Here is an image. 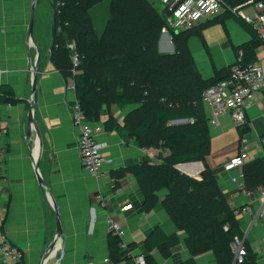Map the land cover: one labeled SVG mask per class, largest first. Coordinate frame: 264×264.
Listing matches in <instances>:
<instances>
[{"label":"crops","instance_id":"crops-1","mask_svg":"<svg viewBox=\"0 0 264 264\" xmlns=\"http://www.w3.org/2000/svg\"><path fill=\"white\" fill-rule=\"evenodd\" d=\"M151 1L156 7L162 2ZM40 2L49 10L43 16L39 11ZM32 9L33 0H0V63L4 69L2 83L10 84L16 96L24 99V102L5 104L0 108V127L7 129V133L1 137L7 154L2 162L4 177L0 186V211L4 215L3 229L8 238L24 250L25 264H43V261L44 264H130L114 261L110 257L108 217L125 231L123 241L126 245L136 244L134 254L151 253L160 264H217L212 251L192 258L185 239L186 231L178 227L163 204L167 189L158 191V200L151 209L145 208L144 191L133 167L144 161L159 163L160 151L164 149H144L137 137L105 129L97 137L107 159L101 174L93 176L84 168L78 150L80 124L75 120L79 107L76 93L67 89L70 81L67 82L50 56L55 19L52 0L36 2V43L29 33ZM49 15L51 21L48 23ZM226 18L214 23L209 22L212 19L202 20L194 28L198 32L191 36L195 35L200 46L209 53L214 48L229 51L232 60L228 64L222 67L213 65V71L203 72L190 47L191 36L188 39L195 67L206 79L214 78L217 73L223 74L222 70L237 61L236 47L253 38L243 26L240 25L246 33L230 25ZM37 47L41 50V59L37 66L34 116L41 132V149L37 131L30 129L28 118L32 99L31 67L37 59ZM158 47L161 52H174L172 36L162 32ZM259 47L256 50L257 59L264 66ZM134 107L126 106V113ZM117 109L118 105L115 104L108 107L104 105L100 121L103 123L105 118L113 114L123 123L125 114L118 113ZM202 109L208 120L211 140V151L206 163L214 170L228 197L231 210L240 211L232 217V222L240 230V237H244L245 244L256 255L257 264H264V220L257 215L262 203L261 194L256 190L254 200L250 201L231 181L232 172L219 169L224 162L240 153L243 139L247 140L248 145L246 163L264 156V91L247 108L243 131L229 113L223 114L217 125L213 124L212 107L204 97ZM38 154V171L46 183L45 188L37 177L35 165ZM195 162L176 168L187 175L200 177L205 164L201 160ZM54 204L59 213L62 232L55 249L45 257L57 234ZM246 204H250V210H243ZM157 226H161L168 234L177 232L180 242L168 250L163 245L150 246L148 236ZM106 258L110 260L106 261Z\"/></svg>","mask_w":264,"mask_h":264},{"label":"trees","instance_id":"trees-1","mask_svg":"<svg viewBox=\"0 0 264 264\" xmlns=\"http://www.w3.org/2000/svg\"><path fill=\"white\" fill-rule=\"evenodd\" d=\"M102 1L52 0L55 19L50 56L67 82L75 84L83 118L90 122L101 120L104 105L135 106L123 123L110 114L103 125L106 130L137 137L144 147H163L170 151L167 156L160 151L161 161L157 164L144 161L133 167L144 191L145 208L151 209L158 200V191L165 188L163 204L178 227L186 231L192 258L212 251L217 264H257L256 255L247 244L246 261L234 263L232 243L235 237H240L239 228L232 222L235 211L231 210L214 170L206 163L211 140L202 109L204 91L224 78L231 65L221 75L204 78L196 69L188 46L189 37L198 32L194 28H169L175 50L161 52L158 43L168 11L159 9L151 0H110L105 27L98 33L90 10ZM230 16L253 36L251 41L236 47L238 55L242 51L245 62L257 59L256 50L264 41L239 11L226 10L209 22ZM71 42L82 61L76 70L72 68ZM21 102L24 99L16 96L10 84L0 83V103ZM185 119L188 121L168 125ZM195 160L205 164L200 177L176 168L178 163ZM244 171L248 188L264 189V156L245 163ZM3 223L4 220L2 226ZM122 241L119 234L109 230L110 257L131 264L137 256L133 253L136 244L122 246ZM179 242L177 232L168 234L161 226L148 236L150 246L163 245L167 250ZM144 257L147 264H160L151 253Z\"/></svg>","mask_w":264,"mask_h":264},{"label":"built area","instance_id":"built-area-1","mask_svg":"<svg viewBox=\"0 0 264 264\" xmlns=\"http://www.w3.org/2000/svg\"><path fill=\"white\" fill-rule=\"evenodd\" d=\"M168 11L166 25L163 31L166 33L170 29L186 30L195 28L202 20L213 19L226 10L239 11L241 16L251 23L256 29L259 37L264 41V0H242L232 3L229 0H162ZM251 6L254 9L253 15H247L243 8ZM71 59L73 70L81 65V56L75 50V44L71 42ZM4 69L0 63V83ZM68 90L75 91V84L71 81L67 84ZM264 91V66L258 59L245 62L243 52L240 51L237 61L228 69L227 75L219 81L211 84L204 91L203 97L209 101L212 107L211 122L215 125L219 123V118L229 113L234 123L243 128L247 121V108L255 103L257 98ZM5 105L0 103V108ZM11 105V104H8ZM75 120L80 124L78 137V150L84 168L93 176H99L106 163V156L102 152V144L98 140V135L105 131L103 123L99 121L90 122L83 118L80 107H78ZM7 133V129L0 127V186L3 182L4 172L2 162L6 158L7 148L2 143L1 137ZM247 140L243 139L240 153L224 162L219 169L231 173V181L236 188L243 193L250 201L254 200L255 191L248 188L244 165L246 163ZM146 149V147H144ZM164 156L170 154L168 149L162 151ZM234 171V172H233ZM262 198V203L257 215L264 220V189H257ZM243 210H250V204H246ZM235 212H240L236 210ZM4 215L0 211V264H25V253L22 248L11 242L2 226ZM109 230H113L123 238L125 231L119 227L110 217H108ZM234 263H243L247 259L248 251L244 237H235L233 241ZM122 246L126 243L122 241ZM106 258V261H109ZM131 264H147L144 255H137Z\"/></svg>","mask_w":264,"mask_h":264},{"label":"rangeland","instance_id":"rangeland-1","mask_svg":"<svg viewBox=\"0 0 264 264\" xmlns=\"http://www.w3.org/2000/svg\"><path fill=\"white\" fill-rule=\"evenodd\" d=\"M109 4H110V0H104L100 2L97 6L94 5L95 7L90 12L94 20L93 22L94 26L96 27V30L98 33H102L105 27L107 18L109 16ZM39 5H40L39 11L42 16L44 12H49L48 8L44 5L43 2H40ZM158 8L163 10L165 8V5L162 2H160ZM242 10L245 14L251 15V16L253 15V12H254L253 7L251 6H247L243 8ZM226 19L228 20L227 22L230 25H234V27H236L238 30L242 31L243 33H246L244 32L243 28L240 26V24L234 17H228ZM50 21H51V15H49V19H47L48 23ZM190 47H192L193 49L192 51H194L193 54L196 58V61L199 64V66L202 67L203 72L204 71L211 72L213 71V65L217 67H222L228 64L230 60H232V55L229 51H221L219 49L215 50L214 48L213 51H210L209 53L207 50H205L204 48L200 46L199 41L195 35L190 37ZM259 55L261 58L264 57V46L259 47ZM116 111L118 113H122V114L124 113L125 117L128 114L126 113L127 111L126 107L118 106V109ZM183 122H186V121L180 120V121H175V122H169L168 125H174V124L183 123ZM159 148H163V147H159Z\"/></svg>","mask_w":264,"mask_h":264},{"label":"water","instance_id":"water-1","mask_svg":"<svg viewBox=\"0 0 264 264\" xmlns=\"http://www.w3.org/2000/svg\"><path fill=\"white\" fill-rule=\"evenodd\" d=\"M36 2H37V0H33V9H32L31 21H30V28H29L30 37H31V39H32V41L34 43H36L35 38H34V18H35ZM168 34H170V33H168ZM37 52H38V55H37V59H36L35 65L31 67L32 71H33L32 99L30 101V108H29V111H28V118H29V123H30V129L32 128V129H35L37 131V134H38L39 139H40L39 149H41L42 145H43L42 144V138H41V132H40V129H39L38 125H37V122H36V119H35V116H34V103H35V97H36V95H35L36 94V85H37V81H38L37 66L39 65V62H40V59H41V50H40L39 47H37ZM38 160H39V154H38V157H37V160H36L35 167H36V170H37V173H38L37 174L38 175L37 176L38 180H39L40 184L42 185V187L45 188L46 187V183H45V181L43 180L42 176L40 175V173L38 171V167H39ZM192 162H195V161H185V162L176 164V166L180 167L183 164L192 163ZM196 162H198V160H196ZM48 195H49V193H48ZM55 206L56 205L54 204L53 207H54L56 220H57V234H56V237L53 240V242L49 245V247H48V249L46 251L45 257L48 256L55 249V247H56V245L58 243V239H59V237L61 235V232H62V227H61V223H60L59 213L56 210ZM43 264H44V261H43Z\"/></svg>","mask_w":264,"mask_h":264}]
</instances>
